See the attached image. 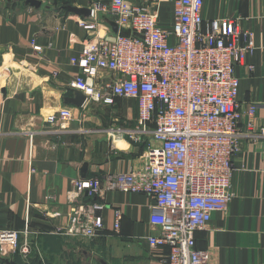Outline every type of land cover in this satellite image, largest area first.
I'll use <instances>...</instances> for the list:
<instances>
[{
    "label": "crops",
    "instance_id": "0c3cea01",
    "mask_svg": "<svg viewBox=\"0 0 264 264\" xmlns=\"http://www.w3.org/2000/svg\"><path fill=\"white\" fill-rule=\"evenodd\" d=\"M40 1L35 8L25 0H0V229L28 228L37 253L51 264H161L169 249L154 250L145 240L157 233L149 222L152 200L145 194L104 190L96 200L106 206L105 228L92 240L57 233L73 206L68 198L72 180L94 177L104 185L109 174L142 166L148 140L136 143L130 136L137 126L135 100L85 102L80 108L65 101L77 89L75 60L86 41L117 33L115 21L104 14L96 30H84L79 21L91 16L66 6L91 9L95 2L111 0ZM128 1L149 5L163 26L173 23L172 0ZM203 17L238 18L241 28L253 34L255 48L235 72L242 107L258 105L254 128L241 124L234 195L207 229L196 232L197 246L208 250L212 264H264V0H205ZM64 107L74 112L64 129L46 122ZM115 210L122 212L119 233ZM0 264L8 263L0 258Z\"/></svg>",
    "mask_w": 264,
    "mask_h": 264
},
{
    "label": "built area",
    "instance_id": "2783aa9c",
    "mask_svg": "<svg viewBox=\"0 0 264 264\" xmlns=\"http://www.w3.org/2000/svg\"><path fill=\"white\" fill-rule=\"evenodd\" d=\"M172 1L170 26H163L149 5L128 0L95 2L90 19L79 21L81 28L94 31L104 14L119 30L113 38L86 41L75 60L80 74L73 85L86 95V103L135 100L137 126L130 136L136 143L148 141L142 166L109 174L104 185L94 177L72 180L68 198L73 206L57 233L92 240L105 228L106 206L96 200L104 190L145 194L152 200L149 222L157 230L145 240L154 250L169 249L161 264H212L208 250L197 246L196 232L207 229L234 195L241 124L254 128L258 105L242 107L235 71L255 43L238 18L205 21V0ZM103 74L108 78L102 80ZM72 120L73 109L64 107L46 122L64 129ZM121 219L122 212L115 210L116 233ZM35 248L28 228L0 229L1 259L19 255L31 264Z\"/></svg>",
    "mask_w": 264,
    "mask_h": 264
},
{
    "label": "water",
    "instance_id": "95a60500",
    "mask_svg": "<svg viewBox=\"0 0 264 264\" xmlns=\"http://www.w3.org/2000/svg\"><path fill=\"white\" fill-rule=\"evenodd\" d=\"M25 1H26L27 4H30L31 6H33L35 8H40V6L42 5V2L40 0H25ZM66 8L70 12L75 13L77 15L89 16L91 14V9L90 8H86V7L79 8V7L67 5ZM112 26L114 28V31L118 32L119 27H118V25L115 22L112 23ZM65 101L68 104H72L75 107L80 108L86 102V95L82 91H80L78 89H75L74 90V96L66 98ZM85 169H86V165L84 167V170ZM2 260L5 261L8 264H18L16 261H14L12 259H7L6 258V259H2Z\"/></svg>",
    "mask_w": 264,
    "mask_h": 264
},
{
    "label": "trees",
    "instance_id": "16d2710c",
    "mask_svg": "<svg viewBox=\"0 0 264 264\" xmlns=\"http://www.w3.org/2000/svg\"><path fill=\"white\" fill-rule=\"evenodd\" d=\"M124 33H125V34H129L128 31H125ZM15 260H16V262H17L18 264H25V263H23V262L21 261V259H20L19 257H16ZM46 263H47V264H51L49 261L46 262ZM31 264H42L41 259H40V257H39L38 254H37V249H35L34 252H33L32 255H31Z\"/></svg>",
    "mask_w": 264,
    "mask_h": 264
},
{
    "label": "rangeland",
    "instance_id": "374dc122",
    "mask_svg": "<svg viewBox=\"0 0 264 264\" xmlns=\"http://www.w3.org/2000/svg\"><path fill=\"white\" fill-rule=\"evenodd\" d=\"M12 260H14V258H12ZM15 261V260H14Z\"/></svg>",
    "mask_w": 264,
    "mask_h": 264
}]
</instances>
